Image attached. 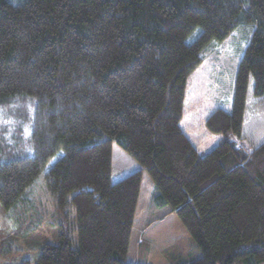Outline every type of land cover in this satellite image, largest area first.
I'll return each instance as SVG.
<instances>
[{
  "label": "trees",
  "instance_id": "obj_1",
  "mask_svg": "<svg viewBox=\"0 0 264 264\" xmlns=\"http://www.w3.org/2000/svg\"><path fill=\"white\" fill-rule=\"evenodd\" d=\"M245 27L232 106L205 121L221 139L201 155L181 125L187 84ZM251 81L263 101L264 0H0V206L20 222L44 173L61 223L57 245L18 264H173L175 216L201 252L184 264H264V143H240ZM113 145L139 166L118 181ZM144 172L167 210L131 263Z\"/></svg>",
  "mask_w": 264,
  "mask_h": 264
},
{
  "label": "rangeland",
  "instance_id": "obj_2",
  "mask_svg": "<svg viewBox=\"0 0 264 264\" xmlns=\"http://www.w3.org/2000/svg\"><path fill=\"white\" fill-rule=\"evenodd\" d=\"M8 1L15 5L22 0ZM253 29L241 28L234 31L224 42H211L203 52L202 65L187 84L181 125L201 155L211 151L221 139V136L207 130L205 121L214 108L226 109L232 106L236 75ZM245 120L240 143L252 150L264 143V100L259 101L253 97L252 81L248 90ZM1 122H6L4 117ZM112 153L113 181L139 170L138 164L117 145H113ZM55 161L56 159L51 161L49 167ZM43 175L44 173L39 175L31 186L34 188L33 197L30 198L32 202L25 208L27 216L22 217L20 222L10 219L0 206V242L12 241L13 244L8 254L0 256V264H18L24 260L34 262L46 244L57 245L59 242L61 223L55 220L54 207L47 193ZM155 193L151 178L144 172L128 256L131 263H144L147 260L148 245L143 244L142 233L149 223L167 210L152 204ZM175 230V244L166 250L173 264H184L199 259L201 252L177 216Z\"/></svg>",
  "mask_w": 264,
  "mask_h": 264
},
{
  "label": "crops",
  "instance_id": "obj_3",
  "mask_svg": "<svg viewBox=\"0 0 264 264\" xmlns=\"http://www.w3.org/2000/svg\"><path fill=\"white\" fill-rule=\"evenodd\" d=\"M217 108H218V107H217ZM230 108H231V107H230ZM230 108H226V110H229ZM215 109H216V108H214L211 112H213ZM211 112H210V113H211ZM185 133H186V132H185Z\"/></svg>",
  "mask_w": 264,
  "mask_h": 264
}]
</instances>
